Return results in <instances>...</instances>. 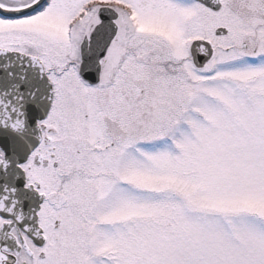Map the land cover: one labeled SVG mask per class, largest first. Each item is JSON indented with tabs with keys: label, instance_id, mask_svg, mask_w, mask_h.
<instances>
[{
	"label": "snow or ice",
	"instance_id": "1",
	"mask_svg": "<svg viewBox=\"0 0 264 264\" xmlns=\"http://www.w3.org/2000/svg\"><path fill=\"white\" fill-rule=\"evenodd\" d=\"M0 264H264V0H0Z\"/></svg>",
	"mask_w": 264,
	"mask_h": 264
}]
</instances>
